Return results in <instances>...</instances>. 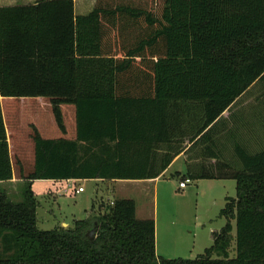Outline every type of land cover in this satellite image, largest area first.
<instances>
[{"label":"trees","instance_id":"1","mask_svg":"<svg viewBox=\"0 0 264 264\" xmlns=\"http://www.w3.org/2000/svg\"><path fill=\"white\" fill-rule=\"evenodd\" d=\"M259 81L264 0H97L87 16L73 15L72 0L0 7V97L49 99L62 132L59 106L72 104L77 124L74 142L33 134L34 166L23 177L21 201L0 188V264H264V148L249 153L235 140L234 164L214 150L222 114ZM185 104L202 111L188 149L201 144L205 152L193 155L182 178L236 185L220 212L226 223L203 254L157 257L154 221L136 219L128 199L100 201L96 218L71 227H37L35 180L161 175L183 150L173 138L182 132ZM160 145L171 152L157 154ZM11 178L0 108V183Z\"/></svg>","mask_w":264,"mask_h":264},{"label":"rangeland","instance_id":"2","mask_svg":"<svg viewBox=\"0 0 264 264\" xmlns=\"http://www.w3.org/2000/svg\"><path fill=\"white\" fill-rule=\"evenodd\" d=\"M179 109L181 113L186 110L188 117L196 122L193 124L190 121L185 129L182 128L186 138L179 141L181 144L178 147L184 149L188 144L191 145L190 135L200 127L202 111L199 104L180 105ZM219 124V134L214 136V150L222 163H235L232 141L236 140L250 152L264 148V81L254 83L225 111ZM193 150L190 157L205 152L201 144L187 152ZM185 173V163L180 160L166 171L155 183L156 186L130 182L113 186L79 183L85 192L76 195L66 186L61 188L53 183H37L32 187L36 193L37 227L40 230H52L62 223L68 225L64 228L71 227L74 220L88 221L96 218L100 201L109 204L115 199H128L134 202L138 218L149 217L154 221L157 257L196 259L205 247L213 244V234L225 225L226 220L220 216V212L227 198H235L236 185L230 178H198L188 179L186 187L180 189V181L187 179L182 178ZM7 191L12 201H21L18 187L9 186ZM232 227L231 235L234 239V221ZM234 248L232 240L230 258L234 257Z\"/></svg>","mask_w":264,"mask_h":264},{"label":"crops","instance_id":"3","mask_svg":"<svg viewBox=\"0 0 264 264\" xmlns=\"http://www.w3.org/2000/svg\"><path fill=\"white\" fill-rule=\"evenodd\" d=\"M38 0H0V7H8V6H28L35 5ZM140 1V0H138ZM143 1V0H141ZM73 2V15L75 16H87L90 14L94 7L96 0H72ZM104 5V4H101ZM118 4H110L109 8H115ZM130 6V5H129ZM136 8H145L144 4L137 3ZM134 7V6H133ZM56 11H62V8H51ZM0 108L2 112L3 123L6 132L7 144H8V152L10 156V163L12 169V178L8 181L1 182L0 188L5 190L8 194V187L11 188L18 187L21 190L23 186V177H26L33 171L34 166V142L32 140L33 134L36 132L39 137L43 140H65L74 142L77 139V124H76V111L75 106L72 104H61L59 106L60 112L62 115V121L64 126V131H60L56 122L54 120L52 114L51 103L49 99L43 97L36 98H3L0 97ZM51 113V115H49ZM225 113V112H224ZM222 114V116L224 115ZM49 126L47 125V122ZM171 120H169L170 122ZM181 122L182 127L180 125L181 133H179L173 140L176 141H184L186 133L184 132L190 121L194 123L195 120L193 118L188 117L186 110L183 111L180 118H178V122ZM183 128V129H182ZM194 129V127H193ZM192 129V130H193ZM191 130V131H192ZM194 135V134H193ZM193 135H190L189 138H192ZM188 143V142H187ZM82 146L85 143L79 142ZM234 144V141H232ZM188 147L184 148L168 165V167L163 171L161 175H159L155 179L148 180H63V181H52V180H35L31 183V188L35 186L37 183H53L59 185L61 188L66 186V189L73 191V193L81 194L84 193L85 190L81 193H76L77 188L82 187V185H78L79 183H93L96 186H113L114 184L122 183V182H130V183H145V184H154L159 181V179L166 173V171L176 162L182 160L187 166L188 163H194V157H190L193 152H187ZM234 147V145H233ZM167 145H160L156 149V153L159 155H164L165 153H170ZM249 153H253L248 151ZM213 163V161H210ZM64 188V187H63ZM84 189V188H83ZM34 193V192H33ZM36 195V193H34ZM9 196V194H8ZM36 198V197H35ZM135 217L138 220H146L150 219L149 217H141L138 218L136 216L135 209ZM75 221V220H74ZM68 226L65 223H62L61 227ZM210 247V246H209ZM205 247V249L209 248ZM203 252L201 254H203ZM155 255L157 256V246L155 241ZM166 256V255H165ZM171 259V257H165ZM164 258V259H165ZM178 259V258H176ZM182 259V258H179Z\"/></svg>","mask_w":264,"mask_h":264},{"label":"built area","instance_id":"4","mask_svg":"<svg viewBox=\"0 0 264 264\" xmlns=\"http://www.w3.org/2000/svg\"><path fill=\"white\" fill-rule=\"evenodd\" d=\"M188 182H189L188 179H185V180L180 181L179 188L180 189H184L186 187V184ZM81 192H83V188H81V187L77 188L76 193H81Z\"/></svg>","mask_w":264,"mask_h":264},{"label":"water","instance_id":"5","mask_svg":"<svg viewBox=\"0 0 264 264\" xmlns=\"http://www.w3.org/2000/svg\"><path fill=\"white\" fill-rule=\"evenodd\" d=\"M95 228H91L87 233L86 237L92 242L94 240Z\"/></svg>","mask_w":264,"mask_h":264}]
</instances>
